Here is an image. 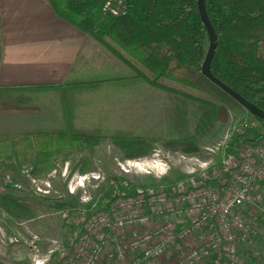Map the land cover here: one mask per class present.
<instances>
[{
    "label": "trees",
    "instance_id": "16d2710c",
    "mask_svg": "<svg viewBox=\"0 0 264 264\" xmlns=\"http://www.w3.org/2000/svg\"><path fill=\"white\" fill-rule=\"evenodd\" d=\"M106 1L49 0L59 18L99 42L126 65L136 63V67L147 71L150 77L145 74H138V77L150 81L151 86L178 94L179 91L160 80L185 88H197L198 85L191 79L194 74L211 82L202 74L210 39L197 0H126L127 14L121 17L104 14L102 8ZM204 1L217 35V47L211 62L212 75L264 111V0ZM77 86L86 92L96 89L93 81L80 82ZM178 95L194 102L197 122L192 132L180 138H169L165 148L188 154L199 153L202 140L218 124L228 121V111L223 105L199 97L184 93ZM249 116L260 125L264 124L260 118L250 113ZM261 128L248 130L235 140H242L245 144L263 142L264 130ZM105 140H110L121 150L124 159L145 157L155 149L153 141L133 130L74 126L59 130L27 131L0 139V149L5 148L7 152L13 147L20 162L26 166L36 158L34 174L45 176L52 170L56 159L65 157L80 146L93 154L95 148ZM2 153L0 151L3 156ZM9 156L6 155L11 159ZM91 168L92 161L86 160L81 172L88 173ZM120 179L115 178L106 187L96 189L97 210L106 211L119 196L131 197L135 194L137 186L127 182L126 187ZM174 184L171 182L170 186ZM10 191L0 196V206L19 210L23 205L11 194L16 190ZM70 197L63 202L56 199L58 202L53 204L54 209L63 211L70 205L74 207L73 196ZM73 231L74 226L71 233Z\"/></svg>",
    "mask_w": 264,
    "mask_h": 264
},
{
    "label": "built area",
    "instance_id": "2783aa9c",
    "mask_svg": "<svg viewBox=\"0 0 264 264\" xmlns=\"http://www.w3.org/2000/svg\"><path fill=\"white\" fill-rule=\"evenodd\" d=\"M102 11L112 17L124 16L126 0H107ZM256 123L231 122L222 142L203 150L207 160L167 152V168L159 164L154 169L149 157L122 164V176L154 172L162 180L169 174L171 162L183 173L173 186L161 185L159 190L137 186L133 196H119L108 210L91 218L81 210L69 239L70 249L54 247L57 243L53 241L43 253V239L33 234L27 246L33 264H54L55 253L61 259L56 264H146L166 258L172 264H242L240 249L255 241L264 223V141L247 144L244 149L232 143L243 132L257 128L260 123ZM261 127L264 130V124ZM155 151L153 156H164ZM24 171L31 192L52 195L50 182H42L50 179L40 181L33 166L24 167ZM75 177L68 185L72 195L90 181L87 173ZM100 180L87 184L97 189L104 181ZM10 190H21V184L0 168V196ZM81 202L87 204L85 195L81 194ZM63 212L65 216L69 213ZM1 235L5 233L1 231ZM19 236L18 230L11 241L17 242Z\"/></svg>",
    "mask_w": 264,
    "mask_h": 264
},
{
    "label": "rangeland",
    "instance_id": "374dc122",
    "mask_svg": "<svg viewBox=\"0 0 264 264\" xmlns=\"http://www.w3.org/2000/svg\"><path fill=\"white\" fill-rule=\"evenodd\" d=\"M191 79L198 85L197 88H185L163 79L160 81L179 91V93L177 92L178 94L184 93L208 100L217 105H223L228 111V121L218 124L210 135L202 140L199 153L188 154L181 151L167 150L165 148V143L169 138H180L192 132L196 125L198 115L193 101L153 86H150V93L137 94V96V88L133 86H119L113 89L116 91L112 94L113 100L111 96L108 97V106H103L104 109L102 110L100 108L91 109L92 112L87 110L88 117L85 120V126L88 129L96 127L124 128L146 136L155 143L153 152L156 150L164 156L160 154L153 156L154 153H151L148 156L136 159L149 157L150 164L154 169L159 164L165 168L168 167L164 165L166 160H169L167 152H170L171 155H178L180 153L207 160L209 157L203 150L221 143L231 122L241 123L244 120L254 121L249 116V112L218 86L200 75L196 77L192 74ZM102 95L103 97L105 96V91H102L101 95L99 93L95 94L97 104L100 103ZM92 96V93H88L87 99L90 100L93 98ZM124 96L126 98H122ZM13 97L15 98L16 95ZM120 98H122L121 107L115 108V106L119 105L118 100ZM131 105L132 109H130ZM1 123L2 120H0V130L2 129ZM258 125V127H261L260 124ZM15 132H17L15 129L9 134L0 132V138L5 136L8 138L14 137L16 136ZM233 144H236L239 149H244L243 147L247 145L242 140H234ZM0 151L3 152V156L0 155V168L10 172L21 184V190H16L17 192L12 191L11 194L23 205L19 210H14L9 207L6 209L0 206V264H33V257L29 251L30 249L27 247L33 234L43 239V253H47L53 241L57 243L53 244L54 247H67L70 249L69 239L72 235L71 232L79 216V212L85 210L88 215L87 217L91 218L95 213L102 211L97 210L98 199L96 197L98 195L96 188L90 186V183L95 184L96 182H100V177L104 180L100 183V188L106 187L115 178H121L120 180L123 183L129 182L136 186L151 185L159 190L161 185L169 187L171 182L175 183L182 177L183 173L175 162H171L170 169H168L170 172L162 180L154 172L151 175H119V168H121L122 164L134 159H124L122 151L111 144L110 140H105L95 148L93 154L80 146L77 150L69 153L65 157L56 159L53 162L51 173L49 172L53 174L51 177H49L50 174L48 176H37L40 177V181H42L41 179H50V181L44 180L42 182H50L51 192L53 191L52 195L37 196L31 192L28 179L25 178L27 177L24 171V166L26 167V165L20 162V159L13 151V147H10L7 152L5 148L0 149ZM7 154L10 155L9 157L11 159L6 157ZM86 160L92 161V168L87 173L90 181H85L83 189L79 190L75 195H72L68 189L69 182L75 176L77 179L79 175L86 174L81 172ZM179 160L177 163H179ZM154 162L158 164L154 165ZM30 165L36 168V158H33ZM66 169L68 170L66 174L67 178H65ZM81 194L85 195L87 204L81 202ZM70 196H73L74 207L70 205L67 207L68 210L64 209L63 211H69L67 216H65L63 211L54 209L53 204L58 202L56 199L60 200L59 202H63L64 200L68 201V199H71ZM18 230L20 234L18 241L12 242L11 238L18 233ZM1 231L5 235H1ZM239 256L242 264H264V223H262L260 228L259 236L251 245L242 247L239 251ZM52 261L54 264L61 262L59 254L55 253L52 256ZM172 262L171 259L166 258L159 261H149L146 264H172Z\"/></svg>",
    "mask_w": 264,
    "mask_h": 264
},
{
    "label": "crops",
    "instance_id": "0c3cea01",
    "mask_svg": "<svg viewBox=\"0 0 264 264\" xmlns=\"http://www.w3.org/2000/svg\"><path fill=\"white\" fill-rule=\"evenodd\" d=\"M0 46L1 133L88 129L87 110L108 106L113 89L133 86L136 96L150 93V81L138 77H150L147 71L136 63L126 65L59 18L49 0H0ZM84 81H93L95 91H81L77 84ZM102 91L105 96L97 104L95 94ZM88 93L93 94L90 100ZM122 98L115 108L121 107Z\"/></svg>",
    "mask_w": 264,
    "mask_h": 264
},
{
    "label": "water",
    "instance_id": "95a60500",
    "mask_svg": "<svg viewBox=\"0 0 264 264\" xmlns=\"http://www.w3.org/2000/svg\"><path fill=\"white\" fill-rule=\"evenodd\" d=\"M197 3H198V9L201 15V19L204 23V26L206 27L208 31L209 39H210V47H209V51L207 53V56L202 66V74L207 79H209L213 84H215L221 90H223L226 94H228L238 104H240L247 112H249L250 114L264 121V111L263 110L259 109L257 106H255L254 104L244 99L242 96L234 92L232 89H230L228 86H226L224 83H222L220 80H218L216 77L212 75L211 62H212V59H213V56H214V53L217 47V35L209 20L206 7H205V1L197 0Z\"/></svg>",
    "mask_w": 264,
    "mask_h": 264
}]
</instances>
